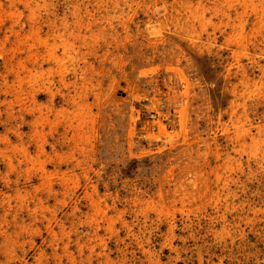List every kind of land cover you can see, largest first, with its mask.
I'll return each instance as SVG.
<instances>
[{"label":"rangeland","instance_id":"374dc122","mask_svg":"<svg viewBox=\"0 0 264 264\" xmlns=\"http://www.w3.org/2000/svg\"><path fill=\"white\" fill-rule=\"evenodd\" d=\"M0 264H264V0H0Z\"/></svg>","mask_w":264,"mask_h":264}]
</instances>
